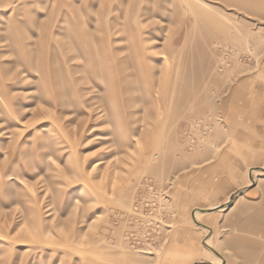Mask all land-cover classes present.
Instances as JSON below:
<instances>
[{"label": "rangeland", "instance_id": "rangeland-1", "mask_svg": "<svg viewBox=\"0 0 264 264\" xmlns=\"http://www.w3.org/2000/svg\"><path fill=\"white\" fill-rule=\"evenodd\" d=\"M0 264H264V0H0Z\"/></svg>", "mask_w": 264, "mask_h": 264}, {"label": "crops", "instance_id": "crops-1", "mask_svg": "<svg viewBox=\"0 0 264 264\" xmlns=\"http://www.w3.org/2000/svg\"><path fill=\"white\" fill-rule=\"evenodd\" d=\"M226 95H227V93H225V94H223L222 96H221V98L219 99V101H222V100H224V98L226 97ZM221 115H222V113H221ZM223 118H224V116H223ZM253 193V192H249V195H251V194ZM191 253V252H190ZM189 253V254H190ZM190 260H191V258H190Z\"/></svg>", "mask_w": 264, "mask_h": 264}, {"label": "built area", "instance_id": "built-area-1", "mask_svg": "<svg viewBox=\"0 0 264 264\" xmlns=\"http://www.w3.org/2000/svg\"><path fill=\"white\" fill-rule=\"evenodd\" d=\"M207 118L209 119V116ZM204 126H206V125H204Z\"/></svg>", "mask_w": 264, "mask_h": 264}]
</instances>
